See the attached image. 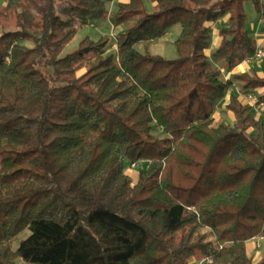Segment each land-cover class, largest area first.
<instances>
[{"label":"trees","instance_id":"obj_1","mask_svg":"<svg viewBox=\"0 0 264 264\" xmlns=\"http://www.w3.org/2000/svg\"><path fill=\"white\" fill-rule=\"evenodd\" d=\"M152 1L110 13L106 0H43L37 24L21 1L2 9V29L17 22L0 34V264H264L248 250L264 238V116L212 62L232 71L255 55L244 3L264 2ZM98 19L125 29L116 54L107 36L64 54ZM175 24L176 58L136 48ZM232 80L264 90L255 71ZM224 104L233 124L216 118Z\"/></svg>","mask_w":264,"mask_h":264},{"label":"rangeland","instance_id":"obj_2","mask_svg":"<svg viewBox=\"0 0 264 264\" xmlns=\"http://www.w3.org/2000/svg\"><path fill=\"white\" fill-rule=\"evenodd\" d=\"M9 0H0V13L6 3H8ZM14 2L21 1V7L20 11H24L33 21V23L37 24L39 21L40 13H41V7L43 5V0H12ZM107 1V7L109 12H114L118 9V4L122 1L126 0H106ZM145 7L152 11L154 9V3L152 0H143ZM264 2V0H263ZM244 10L247 14V28L248 30L254 34V26H256L257 19L259 18V13L255 10L254 4L252 1H246L244 3ZM226 19L225 23L219 22L217 25H214L213 29L217 30L218 28L224 26L227 24ZM16 17L13 12L7 16V18L2 19V24L6 26L4 29H12L13 27H16ZM79 31L76 34V36L73 38V40L65 47L64 54L69 53L75 49H77L80 46V42L87 36L94 40H98L101 36H107L109 38V48L107 51V54H116L117 52V43L120 35L125 31L123 27H117L115 28L113 24L110 22L109 19H98L90 24L87 25H78ZM0 24V34L2 33V30ZM182 31L181 24H175L169 32L161 37L159 40L155 41H144L136 44V48L141 52H151L155 55H161L165 58L172 59L176 58L178 56V50L176 46V39L179 37L180 33ZM26 45L31 46V42H25ZM216 60V59H215ZM213 60V65L215 67L220 68L223 64L220 60ZM216 62V63H215ZM221 63V65L219 64ZM256 62V61H255ZM217 65V66H216ZM246 66L253 69L255 68L256 72L262 71L264 72V54L259 62H256V64H252L250 62L246 63ZM222 69V78L229 82L231 88L230 92H236L237 88H240V84L238 81L232 80V74ZM235 69V68H234ZM233 69V70H234ZM84 70L80 71L82 73ZM241 90V89H240ZM242 91V90H241ZM246 93V92H245ZM255 96L258 98L259 96H262V94H258L257 92H253ZM244 96V93H242ZM259 102V100H258ZM254 113L257 117L264 116V105L261 107H258V103H256V107H254ZM220 113L216 114L217 120H221L222 116L228 115V110L225 108V104L221 107ZM224 112V113H223ZM226 113V114H225ZM221 114V115H220ZM227 118V116H226ZM232 119V118H230ZM157 134L161 135L159 131H156ZM147 166L146 162L138 163L137 165L133 164L131 168L127 169V173L133 178L134 182L138 179V175L141 169H145ZM204 231H208L205 229ZM29 234V231L24 232L20 238H25ZM14 248L18 247V241H16L13 244ZM249 254L254 262H258L264 254V239H258L254 240L253 243L249 244ZM18 264H23V261L21 259L18 260ZM189 264H210V259H201V258H193Z\"/></svg>","mask_w":264,"mask_h":264},{"label":"crops","instance_id":"obj_3","mask_svg":"<svg viewBox=\"0 0 264 264\" xmlns=\"http://www.w3.org/2000/svg\"><path fill=\"white\" fill-rule=\"evenodd\" d=\"M228 18V16L226 17H223L222 19L219 20V22H223L225 23L226 19ZM257 23H256V26L253 25L254 27V34H252L250 31V34L256 39L257 41V44H262L264 46V11L260 14L259 13V18L256 20ZM218 23V22H217ZM217 23L215 25H217ZM214 27V25H213ZM212 27V40H211V44H210V47L208 49V54L209 56H212V54L218 49V47L222 44L223 40H224V37L220 34V28H218L217 30H214ZM246 27H247V21H246ZM248 29V28H247ZM216 61V60H215ZM260 60L256 61V62H259ZM247 62H250L252 64H256V62L254 60H248L246 59L245 61H243L241 64H239L234 70L232 71H229L232 75H235V74H238L240 72H251V71H255V68L253 67V69L249 68L246 66V63ZM216 63V62H215ZM219 64L221 65V63L219 62ZM217 66V65H216ZM220 68H223V64L221 65ZM225 70V69H224ZM259 76L261 77H264V72L262 71H257L256 72ZM242 93H245L244 91H241L240 88L238 87L237 88V91L236 92H233V94L239 96L240 99H242L243 101L244 98H243V95ZM258 94H262L264 95V90H260L258 91ZM246 102V101H245ZM220 112H218L219 114ZM224 113V112H223ZM226 114V113H225ZM221 115V114H220ZM227 116V118H226ZM225 117L222 116L228 123H231L233 124L234 123V116L232 114L231 111L228 110V115H226ZM232 118V119H230ZM258 239H264V238H255V239H252L248 242V250H249V244L250 243H253L254 240H258Z\"/></svg>","mask_w":264,"mask_h":264},{"label":"built area","instance_id":"obj_4","mask_svg":"<svg viewBox=\"0 0 264 264\" xmlns=\"http://www.w3.org/2000/svg\"><path fill=\"white\" fill-rule=\"evenodd\" d=\"M263 54H264V46L262 44H257V49L255 52V55L251 58H248V60L258 61L262 58ZM243 98L247 103H250L252 105H256V103H258L256 96L252 92L244 93ZM263 105H264V103H262V102L258 103V107H261ZM205 259L209 260V258H205Z\"/></svg>","mask_w":264,"mask_h":264}]
</instances>
